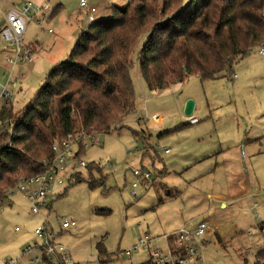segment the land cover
<instances>
[{
  "label": "rangeland",
  "instance_id": "374dc122",
  "mask_svg": "<svg viewBox=\"0 0 264 264\" xmlns=\"http://www.w3.org/2000/svg\"><path fill=\"white\" fill-rule=\"evenodd\" d=\"M27 2L35 10L27 13L32 20L26 22L22 42L36 52L33 62L14 68V109L34 96L48 71L67 57L91 23L79 0H0V21L3 12ZM103 2L100 9L106 7L107 18L112 2L123 7L127 0ZM95 18L103 17L95 12ZM35 43L42 45L41 51ZM259 48L218 78L188 75L162 90L147 88L136 54L132 56L135 111L121 129L96 135L99 144L86 140L82 152L86 167L80 171L84 181L57 187L48 195L52 210L47 226L53 240L68 250V264H142L150 258L148 249L130 256L124 250L145 238L152 248L166 252L180 227L191 229L201 221L208 228L193 241L201 257L198 264L254 263L264 244L259 229L264 221V56ZM188 99L195 102L194 124H188L189 116L184 115ZM92 163L100 171H89ZM142 167L152 172V178L147 188L139 185L133 197L132 171ZM91 180L102 184L91 188ZM63 219L76 224L62 228ZM43 222L18 191L2 201L0 264L40 242L34 229ZM100 244L105 249L102 255ZM26 258L22 264H27Z\"/></svg>",
  "mask_w": 264,
  "mask_h": 264
},
{
  "label": "trees",
  "instance_id": "16d2710c",
  "mask_svg": "<svg viewBox=\"0 0 264 264\" xmlns=\"http://www.w3.org/2000/svg\"><path fill=\"white\" fill-rule=\"evenodd\" d=\"M263 44L264 0H128L113 6L110 17L78 35L24 106L14 109L11 101L1 110L0 203L24 178L46 169L55 136L109 134L125 126L135 111L129 72L134 54L147 88L162 90L188 75L218 78ZM98 166L92 163L89 171H100ZM81 181L79 172L66 186ZM100 184L88 182L91 188ZM259 229L264 238V221ZM175 240L172 251H178ZM104 253L100 244L99 255ZM255 256L264 257V248Z\"/></svg>",
  "mask_w": 264,
  "mask_h": 264
},
{
  "label": "built area",
  "instance_id": "2783aa9c",
  "mask_svg": "<svg viewBox=\"0 0 264 264\" xmlns=\"http://www.w3.org/2000/svg\"><path fill=\"white\" fill-rule=\"evenodd\" d=\"M79 6L85 8V15L90 22L96 20L97 7L91 4L90 0H79ZM34 10L35 6L27 2L23 7H13L2 13L0 21V112L9 105L13 98L12 86L16 84L13 77L14 68L19 64L31 63L34 60L36 52L34 47L24 45L22 42L26 22L32 20V17H29L27 13ZM258 52L264 54V44L260 46ZM3 65H6V68ZM196 122H198L196 117H189V123ZM7 130H10V127H7ZM96 135L99 134H87L84 131H79L65 137L55 136L52 141L54 157L46 169L24 178L15 188L29 202L31 213L41 215L44 222L34 229V233L41 241L27 245L20 253L19 258L9 259L4 264H22L21 260L26 257L24 260L27 264H44L42 254L46 255L49 262H52V258H54L55 263L52 264L69 263L68 250L53 240L52 231L47 226V215L52 210V204L48 202V195L55 194L57 191L54 189L57 187L59 189L65 187L74 175L86 167L80 146L85 147L86 140L94 145L99 144L100 140ZM163 150L165 153L169 151L168 149ZM132 174L136 181L131 184L130 195L135 197L137 196L136 188L139 185L147 188L152 178V172L142 167L133 170ZM75 224L74 220L63 219L61 227L67 228ZM207 228L206 221L199 222L191 229L180 227L175 233L178 251H172L169 246L166 252L154 249L148 240L140 238L123 253L130 256L132 252L144 248L148 249L153 264H198L201 257L193 245V241L199 240ZM260 248H264V244ZM253 264H264V257L255 256Z\"/></svg>",
  "mask_w": 264,
  "mask_h": 264
},
{
  "label": "crops",
  "instance_id": "0c3cea01",
  "mask_svg": "<svg viewBox=\"0 0 264 264\" xmlns=\"http://www.w3.org/2000/svg\"><path fill=\"white\" fill-rule=\"evenodd\" d=\"M104 0H95V1H93V0H90V3L91 4H94L96 7H97V13H99V15H100V18L101 17H103V18H105V16H106V7H105V9H103V10H101L100 9V5H102V3H104L103 2ZM128 1V0H127ZM115 3H117V2H112V4H111V8L113 7V6H117V4H115ZM127 3V2H126ZM62 7H63V5H62ZM59 8H61V5H60V7ZM111 8H110V10H111ZM59 10V9H58ZM84 11V10H83ZM84 16H85V11H84ZM86 18V17H85ZM74 21H72V22H70V24H71V27L73 28V29H76L73 25H74V23H73ZM77 26V25H76ZM78 27V26H77ZM78 37V36H77ZM36 45H38L39 47L37 48V52L38 51H41L42 50V45L41 44H39V43H35ZM259 53V52H258ZM260 54V53H259ZM260 55H262V56H264V54H260ZM197 123V122H196ZM188 124H194V123H189V121H188ZM165 149H167V148H165ZM169 152V151H168ZM167 152V153H168ZM168 241V240H167ZM169 246V245H168ZM148 255H149V253H148Z\"/></svg>",
  "mask_w": 264,
  "mask_h": 264
},
{
  "label": "water",
  "instance_id": "95a60500",
  "mask_svg": "<svg viewBox=\"0 0 264 264\" xmlns=\"http://www.w3.org/2000/svg\"><path fill=\"white\" fill-rule=\"evenodd\" d=\"M195 108V102L192 99H188L184 105V115L191 117Z\"/></svg>",
  "mask_w": 264,
  "mask_h": 264
}]
</instances>
